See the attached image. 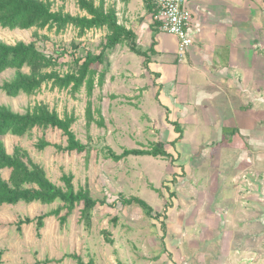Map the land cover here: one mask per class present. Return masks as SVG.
Instances as JSON below:
<instances>
[{
	"label": "rangeland",
	"instance_id": "obj_1",
	"mask_svg": "<svg viewBox=\"0 0 264 264\" xmlns=\"http://www.w3.org/2000/svg\"><path fill=\"white\" fill-rule=\"evenodd\" d=\"M50 1L56 11L85 14L76 0ZM99 1L96 0L97 3ZM113 1L105 0L106 5ZM35 32L40 35L39 46L60 55L57 69L62 74L76 67L75 58L84 56L88 51L100 53L108 34L107 29H92L80 36L73 26L59 33L47 28L11 30L0 27V41L29 43L34 39ZM144 45L147 46L143 39L139 41L140 49ZM126 52L136 58L131 59L133 71L128 76L123 67ZM142 59L127 44L106 49L104 64L95 67L98 73L91 96L85 86L72 94L69 89H53L48 84L34 95L22 93L17 97H10L0 90V105H8L17 112L23 113L38 103H46L61 117L75 115L72 129L89 149L83 153L65 152L50 145L40 150L36 145L41 139L66 146L67 137L58 128H35L23 137L4 136L2 139L8 152L13 154L16 147H22L46 169L49 178L57 185L64 187L62 176L73 174L76 190L88 188L94 199L107 200L106 204L99 203L93 209L90 225L82 217L84 206L81 204L66 222L62 223L60 216L51 215L45 218L42 228H38L36 221L26 223L25 220L56 210L63 202H21L0 206L2 264H78L70 255L81 257L85 264L226 263H222L221 259L215 263V259L225 255L229 245L210 247L202 242L207 239V233L201 227L207 216L204 209L207 200L202 205L200 197L205 185L189 183L186 178L183 165L188 160L184 158L186 152L183 145L167 142L170 136L167 129L153 132V124L149 126L144 113L137 108L143 92L151 89L144 94L149 101L147 106L156 111L157 120L161 119L154 100L158 90L152 86L153 78L149 77V73H146V78H140L143 74L140 71ZM101 73H105L103 85L98 83ZM13 75L12 69L1 73L0 86ZM89 102L97 120L100 119L97 110L101 111L105 120L103 127L96 122L87 125ZM175 124L174 131L180 134ZM158 143H164V146L170 144L165 147L168 156L130 155L120 161L110 157V149L119 155L125 149L147 150ZM10 172L9 169L0 170L5 179L9 178ZM244 176L242 180H246ZM248 187L244 185V190ZM121 195L125 198L138 196L147 201L153 207L152 214L149 215L137 204L123 205ZM67 211L63 208L61 216ZM189 225L192 226L191 231L187 229Z\"/></svg>",
	"mask_w": 264,
	"mask_h": 264
},
{
	"label": "crops",
	"instance_id": "obj_2",
	"mask_svg": "<svg viewBox=\"0 0 264 264\" xmlns=\"http://www.w3.org/2000/svg\"><path fill=\"white\" fill-rule=\"evenodd\" d=\"M112 4L119 22L147 45L140 78H153L161 119L147 106L151 89L137 108L153 132L167 129V142L183 145L189 183L205 185L202 242L229 245L215 263L264 264V0H192L194 45L182 60L177 36L154 25L153 0ZM124 57L128 76L135 57ZM175 123L183 130L178 142Z\"/></svg>",
	"mask_w": 264,
	"mask_h": 264
},
{
	"label": "trees",
	"instance_id": "obj_3",
	"mask_svg": "<svg viewBox=\"0 0 264 264\" xmlns=\"http://www.w3.org/2000/svg\"><path fill=\"white\" fill-rule=\"evenodd\" d=\"M66 1V0H64ZM81 11L85 14L73 15L63 10H54L50 0H0V27L28 30L36 28L39 30L55 29L57 33L64 31L69 26L78 29L79 35L83 36L92 29H107L106 42L100 53L95 54L90 51L84 56L75 58L76 67L62 74L57 66L60 55L58 52H48L38 45L40 35L34 33V39L27 43L18 41L10 44L0 41V74L7 70H14L11 79L5 80L0 86V90L10 97H17L22 93L34 95L38 93L44 85H51V88L60 90L69 89L72 94L78 93L82 87H86L88 95L91 96L95 87V75L98 73L97 65L104 64L105 50L114 49L118 45L128 44L130 49L138 55L145 56L133 30L128 29L119 22L116 7L106 5L105 0H76ZM156 29L158 27L155 25ZM156 40L154 38L151 51L154 50ZM28 69V71H25ZM105 73L99 74V85H103ZM91 102L87 106V125L96 122L98 126L105 125L101 111L97 112L100 119L94 116ZM76 122L75 115H65L61 117L56 109H51L46 103H38L33 108L25 112H17L8 105H0V170H11L8 179L0 174V206L17 205L18 203L40 202L42 204H53L56 201L63 202L61 207L35 219L27 218L26 223L37 222L38 228L44 226V220L51 215L60 216L62 223L66 222L68 216L78 205H83L82 217L86 219L88 225L92 217V211L97 204H106L107 200L94 199L88 188L75 189L73 184V174H64L62 180L65 186H59L48 176L46 169L36 163L27 150L16 147L13 154L7 150L3 137L11 134L23 137L30 134L35 128L48 129L58 128L67 137V145L52 144L46 139H41L36 147L44 150L50 145L65 152L76 151L78 153L87 152L88 146L77 138L72 126ZM180 136L183 137L180 125L175 124ZM130 155L136 156H168L164 143L155 144L151 149H125L122 154H116L110 149V157L115 161H120ZM123 205L137 204L143 207L149 215L153 212V207L147 201L138 196L125 198L120 196ZM63 208L68 211L61 216ZM23 223V222H22ZM164 226V224H163ZM4 252L0 250V264L3 263ZM77 260L78 264H85L81 257L69 256ZM90 262L88 264H92Z\"/></svg>",
	"mask_w": 264,
	"mask_h": 264
},
{
	"label": "built area",
	"instance_id": "obj_4",
	"mask_svg": "<svg viewBox=\"0 0 264 264\" xmlns=\"http://www.w3.org/2000/svg\"><path fill=\"white\" fill-rule=\"evenodd\" d=\"M192 0H153L155 12L154 25L160 31L174 34L178 38V55L180 60L186 57L194 45V38L190 33L193 13L189 7Z\"/></svg>",
	"mask_w": 264,
	"mask_h": 264
}]
</instances>
